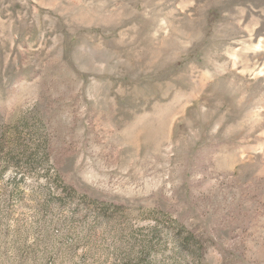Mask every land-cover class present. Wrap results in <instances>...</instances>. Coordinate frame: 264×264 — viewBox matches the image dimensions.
Here are the masks:
<instances>
[{
  "label": "rangeland",
  "instance_id": "rangeland-1",
  "mask_svg": "<svg viewBox=\"0 0 264 264\" xmlns=\"http://www.w3.org/2000/svg\"><path fill=\"white\" fill-rule=\"evenodd\" d=\"M0 264H264V0H0Z\"/></svg>",
  "mask_w": 264,
  "mask_h": 264
}]
</instances>
